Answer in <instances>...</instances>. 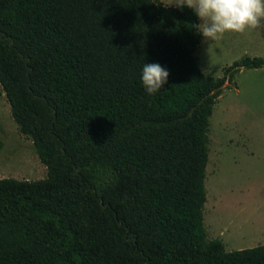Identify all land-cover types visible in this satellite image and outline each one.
I'll return each instance as SVG.
<instances>
[{"label": "trees", "instance_id": "1", "mask_svg": "<svg viewBox=\"0 0 264 264\" xmlns=\"http://www.w3.org/2000/svg\"><path fill=\"white\" fill-rule=\"evenodd\" d=\"M197 22L160 0H0V85L47 167L0 178V264H264L204 227L214 104L264 58L205 74ZM144 62L169 72L151 95Z\"/></svg>", "mask_w": 264, "mask_h": 264}, {"label": "rangeland", "instance_id": "2", "mask_svg": "<svg viewBox=\"0 0 264 264\" xmlns=\"http://www.w3.org/2000/svg\"><path fill=\"white\" fill-rule=\"evenodd\" d=\"M170 5V0H160ZM195 55L202 71L221 77L224 68L247 57L264 58V19L242 32L202 38ZM0 178L39 180L47 167L31 138L20 132L0 85ZM204 227L207 239L226 250L264 244V67L243 68L227 82L209 119Z\"/></svg>", "mask_w": 264, "mask_h": 264}, {"label": "clouds", "instance_id": "3", "mask_svg": "<svg viewBox=\"0 0 264 264\" xmlns=\"http://www.w3.org/2000/svg\"><path fill=\"white\" fill-rule=\"evenodd\" d=\"M168 4L191 9L198 17L192 27L206 41L226 31L256 27L264 19V0H170ZM168 75V69L158 62H144L139 79L143 90L151 95L162 88Z\"/></svg>", "mask_w": 264, "mask_h": 264}]
</instances>
